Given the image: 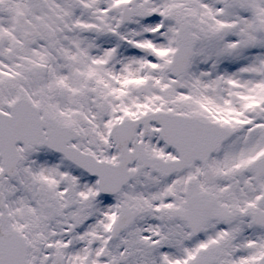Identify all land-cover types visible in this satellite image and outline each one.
<instances>
[{"label": "snow or ice", "instance_id": "obj_1", "mask_svg": "<svg viewBox=\"0 0 264 264\" xmlns=\"http://www.w3.org/2000/svg\"><path fill=\"white\" fill-rule=\"evenodd\" d=\"M0 264H264V0H0Z\"/></svg>", "mask_w": 264, "mask_h": 264}]
</instances>
